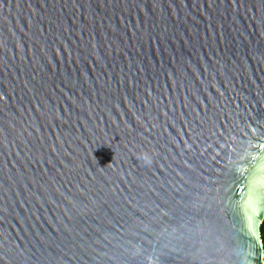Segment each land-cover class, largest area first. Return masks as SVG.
I'll return each mask as SVG.
<instances>
[{
	"label": "water",
	"instance_id": "1",
	"mask_svg": "<svg viewBox=\"0 0 264 264\" xmlns=\"http://www.w3.org/2000/svg\"><path fill=\"white\" fill-rule=\"evenodd\" d=\"M264 0H0V264H264Z\"/></svg>",
	"mask_w": 264,
	"mask_h": 264
},
{
	"label": "trees",
	"instance_id": "2",
	"mask_svg": "<svg viewBox=\"0 0 264 264\" xmlns=\"http://www.w3.org/2000/svg\"><path fill=\"white\" fill-rule=\"evenodd\" d=\"M260 231H261L262 241H263V244H264V221H263V223L261 225Z\"/></svg>",
	"mask_w": 264,
	"mask_h": 264
}]
</instances>
